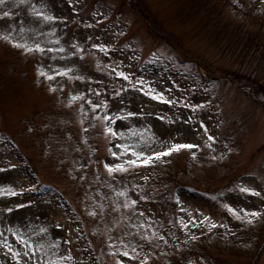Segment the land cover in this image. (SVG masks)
Here are the masks:
<instances>
[{"label": "rangeland", "instance_id": "1", "mask_svg": "<svg viewBox=\"0 0 264 264\" xmlns=\"http://www.w3.org/2000/svg\"><path fill=\"white\" fill-rule=\"evenodd\" d=\"M0 190V264H264V0H5Z\"/></svg>", "mask_w": 264, "mask_h": 264}, {"label": "snow or ice", "instance_id": "2", "mask_svg": "<svg viewBox=\"0 0 264 264\" xmlns=\"http://www.w3.org/2000/svg\"><path fill=\"white\" fill-rule=\"evenodd\" d=\"M5 3V0H0V5H3ZM21 3H23V0H21ZM9 15V13L8 12H4V16L6 17V16H8ZM48 19H51V17H47ZM19 46V45H18ZM109 131L111 132V129H109ZM209 139H212V137H209ZM193 147H196V145H191V144H185V145H179V144H177V145H173L172 146V148L171 149H169L168 151H165V152H162V153H160V152H158V153H154V155L153 156H149V157H147V159L144 161V163H149V162H151V160L153 159V158H155V159H159L161 156H165V155H169V154H171V151H174V150H179V149H181V148H193ZM113 155H115V153H113ZM128 163L130 164V165H136V161H128ZM107 167V166H106ZM109 172L111 173L112 171H114V170H118V171H126L127 169L126 168H124V166L123 165H116L114 168H112V167H109ZM3 191H5V190H0V192H3ZM242 191H247V189H242ZM9 194H12V195H14L15 193L14 192H9ZM121 195H123V193H121ZM133 204L135 203V201H133L132 202ZM246 215H249V213H245ZM250 215H253V216H257V215H259V213H255V212H253V213H250ZM250 222V221H249ZM213 227H215V225H213ZM9 247V251H11V247L10 246H8ZM14 255H17V253H13ZM25 255H27V253H25Z\"/></svg>", "mask_w": 264, "mask_h": 264}]
</instances>
